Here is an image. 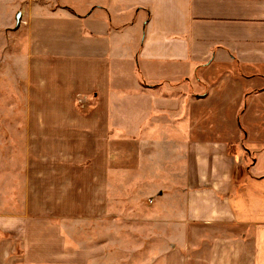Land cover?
I'll use <instances>...</instances> for the list:
<instances>
[{"label":"crops","instance_id":"0c3cea01","mask_svg":"<svg viewBox=\"0 0 264 264\" xmlns=\"http://www.w3.org/2000/svg\"><path fill=\"white\" fill-rule=\"evenodd\" d=\"M16 9L32 159L0 264H264V0Z\"/></svg>","mask_w":264,"mask_h":264},{"label":"rangeland","instance_id":"374dc122","mask_svg":"<svg viewBox=\"0 0 264 264\" xmlns=\"http://www.w3.org/2000/svg\"><path fill=\"white\" fill-rule=\"evenodd\" d=\"M20 1L0 0V216L5 217L25 208L20 190L24 179L30 174L27 164L32 159L27 134L24 130L19 134L15 130L16 124L22 122L26 126L32 121L31 118L22 117L27 110L25 88L15 91L16 69L13 62L10 65L5 61V57L12 58L17 37L10 30H3V22L10 14L16 17Z\"/></svg>","mask_w":264,"mask_h":264},{"label":"water","instance_id":"95a60500","mask_svg":"<svg viewBox=\"0 0 264 264\" xmlns=\"http://www.w3.org/2000/svg\"><path fill=\"white\" fill-rule=\"evenodd\" d=\"M20 13H18L17 15H16V21H17V23H16V26H18L19 25V23H20Z\"/></svg>","mask_w":264,"mask_h":264}]
</instances>
